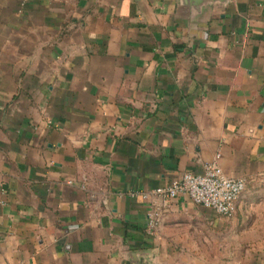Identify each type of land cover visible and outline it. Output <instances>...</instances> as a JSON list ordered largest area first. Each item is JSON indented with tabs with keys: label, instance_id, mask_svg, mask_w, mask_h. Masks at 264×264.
Returning a JSON list of instances; mask_svg holds the SVG:
<instances>
[{
	"label": "crops",
	"instance_id": "0c3cea01",
	"mask_svg": "<svg viewBox=\"0 0 264 264\" xmlns=\"http://www.w3.org/2000/svg\"><path fill=\"white\" fill-rule=\"evenodd\" d=\"M21 1L0 0V264L198 263L227 221L180 195L151 228L130 192L216 154L264 264V0Z\"/></svg>",
	"mask_w": 264,
	"mask_h": 264
},
{
	"label": "built area",
	"instance_id": "2783aa9c",
	"mask_svg": "<svg viewBox=\"0 0 264 264\" xmlns=\"http://www.w3.org/2000/svg\"><path fill=\"white\" fill-rule=\"evenodd\" d=\"M26 0H22L23 7ZM219 154L204 165L202 173L183 172L167 184L150 191H133L131 196L139 195L150 202L151 213L149 226H156L160 212L166 210L170 203L180 195L187 196L193 203L210 209L214 214L231 218L236 213V202L246 187L243 177H229L219 166Z\"/></svg>",
	"mask_w": 264,
	"mask_h": 264
},
{
	"label": "rangeland",
	"instance_id": "374dc122",
	"mask_svg": "<svg viewBox=\"0 0 264 264\" xmlns=\"http://www.w3.org/2000/svg\"><path fill=\"white\" fill-rule=\"evenodd\" d=\"M226 221V226L231 227L230 221L231 218H224ZM225 227L221 236L214 235V232H208L206 249L204 255H197L191 258L196 259V264H256L259 263L258 260L251 262L253 257L248 256L246 251L247 243L252 241H247L241 239L235 240L232 236L230 228ZM236 227V226H235ZM238 229L235 230L237 234L245 233L244 226L237 225ZM228 232H227V231ZM235 234V233H234ZM255 242V241H254ZM198 243V241H196ZM258 243H264V241H258ZM257 258V256H256ZM262 259V256L260 257ZM259 264H263L260 262Z\"/></svg>",
	"mask_w": 264,
	"mask_h": 264
}]
</instances>
